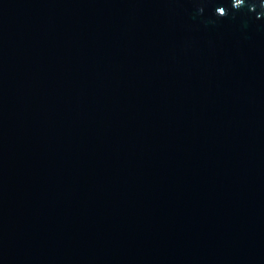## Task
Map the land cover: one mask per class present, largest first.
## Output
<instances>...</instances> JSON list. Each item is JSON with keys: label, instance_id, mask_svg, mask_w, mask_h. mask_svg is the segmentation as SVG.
<instances>
[{"label": "water", "instance_id": "water-1", "mask_svg": "<svg viewBox=\"0 0 264 264\" xmlns=\"http://www.w3.org/2000/svg\"><path fill=\"white\" fill-rule=\"evenodd\" d=\"M0 264H264V0H0Z\"/></svg>", "mask_w": 264, "mask_h": 264}]
</instances>
